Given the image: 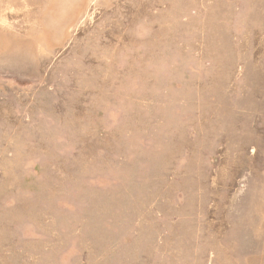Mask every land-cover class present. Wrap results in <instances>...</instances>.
Returning <instances> with one entry per match:
<instances>
[{
	"label": "rangeland",
	"instance_id": "obj_1",
	"mask_svg": "<svg viewBox=\"0 0 264 264\" xmlns=\"http://www.w3.org/2000/svg\"><path fill=\"white\" fill-rule=\"evenodd\" d=\"M0 264H264V0H0Z\"/></svg>",
	"mask_w": 264,
	"mask_h": 264
}]
</instances>
